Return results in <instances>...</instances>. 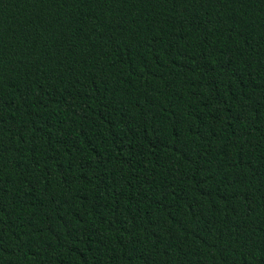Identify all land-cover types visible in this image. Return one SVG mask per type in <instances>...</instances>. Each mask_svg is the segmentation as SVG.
I'll return each mask as SVG.
<instances>
[{
    "label": "trees",
    "instance_id": "trees-1",
    "mask_svg": "<svg viewBox=\"0 0 264 264\" xmlns=\"http://www.w3.org/2000/svg\"><path fill=\"white\" fill-rule=\"evenodd\" d=\"M0 264H264V0H0Z\"/></svg>",
    "mask_w": 264,
    "mask_h": 264
}]
</instances>
